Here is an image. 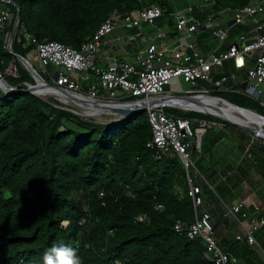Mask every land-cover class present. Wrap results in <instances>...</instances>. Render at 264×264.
Wrapping results in <instances>:
<instances>
[{"label":"trees","instance_id":"16d2710c","mask_svg":"<svg viewBox=\"0 0 264 264\" xmlns=\"http://www.w3.org/2000/svg\"><path fill=\"white\" fill-rule=\"evenodd\" d=\"M11 1L15 5L0 0V9L12 16L6 29L0 30V73L17 89L6 93L0 88V264H42L44 251L59 242L77 246L82 264H213L202 239L190 240L174 230L178 221L188 225L195 221L194 202L181 159H157L155 151L147 148L152 138L147 112L116 123H98L55 100L28 93L27 84L35 81L7 47L18 12L13 52L28 59L35 45L26 35L39 43L59 42L80 49L115 12L124 15L158 5L167 17L171 4L178 2L185 9L190 0ZM250 1L216 0L218 8L234 9ZM171 24L170 35L176 37V25ZM129 33L137 35L140 30ZM11 68L17 77L8 73ZM212 96L255 111L253 101L239 94L213 92ZM255 112L264 116L261 109ZM180 116L210 120L197 113ZM218 142L214 139L213 149L205 153L211 165L196 168L214 187L208 193L203 186L207 206L230 207L226 198L231 199L233 192L230 183L222 181L229 176L221 177L222 160H213L212 155ZM203 145L204 139L202 155ZM252 150L264 157V143L255 141ZM191 176L200 185L192 172ZM157 204L164 210H156ZM204 209L219 224L215 231L219 246L249 264L253 251L246 242L233 238L221 243L225 235L217 232L224 221L218 213L222 208ZM245 211L251 214L254 208ZM263 236L264 228L256 233L262 250Z\"/></svg>","mask_w":264,"mask_h":264},{"label":"built area","instance_id":"2783aa9c","mask_svg":"<svg viewBox=\"0 0 264 264\" xmlns=\"http://www.w3.org/2000/svg\"><path fill=\"white\" fill-rule=\"evenodd\" d=\"M202 1L205 8H210L208 12L203 11L202 22L196 18L192 21L185 18L187 14L197 16L201 12L200 6L189 5L173 16L178 38L169 41L168 28H158L154 36L144 38L146 43L133 62L112 61L108 53L107 65L102 66L98 64V58L104 48L114 45L111 36L116 31L140 29L144 25L154 26L157 20L164 18L166 11L158 5L124 15L113 13L80 49L59 42L39 43L31 39L30 35H26V39L35 45L32 52L34 60L48 77L51 76L54 86L58 87L57 91L67 98L71 97V105L85 103L91 109L102 108L106 103L124 105L129 97L136 98L134 104L146 109L152 128V138L147 143V148L155 151L157 159L178 156L186 169L189 195L193 198L195 207V221L190 225L176 222L175 232L190 240L202 239L206 257L213 264H242L238 257L226 253L219 246L213 216L204 209L208 204L203 186L196 184L191 176L192 172L196 179L203 178L196 168L192 154L198 157L202 154V139L208 131V121L185 118L168 113L167 109L197 112L171 104L170 101L177 100V95L195 99L191 101L200 98L212 100L213 92L239 94L253 101L260 99L264 94V0H251L246 6L235 9L218 8L216 0ZM11 20V14L0 9L1 31L6 29ZM253 21L254 27L246 34H232L234 27L245 23L249 25ZM204 31H212L214 38L221 42L217 49H208L206 44L200 46L199 34ZM125 37L131 45L136 43V36ZM232 37L238 40L224 48V44ZM10 40L11 34L7 38V47ZM228 62L232 63L234 71L248 70L247 79L238 83L239 76L236 73L215 79V69L224 67ZM49 66L54 67L52 72L48 70ZM8 73L17 77L14 68ZM181 80L189 83L192 88L184 91L178 86L172 92L168 91L169 86L179 85ZM229 82H233V85L229 86ZM261 106L264 109V102H261ZM261 117L264 120V116ZM204 181L210 186L205 179ZM200 208L202 213H198ZM227 208L232 216L241 215L243 219L239 222L242 234L237 235L236 239L251 247L261 248L256 233L264 228V208L248 200ZM252 208L254 212L251 214L245 211ZM156 210L163 211L164 206L157 204ZM243 222L247 224L244 225Z\"/></svg>","mask_w":264,"mask_h":264},{"label":"rangeland","instance_id":"374dc122","mask_svg":"<svg viewBox=\"0 0 264 264\" xmlns=\"http://www.w3.org/2000/svg\"><path fill=\"white\" fill-rule=\"evenodd\" d=\"M191 3H197V4H203L202 0H190ZM178 2L171 4L170 9L172 11L170 14L164 18L167 21L171 18L172 15H176L178 12L182 11L185 6L178 5ZM206 9H201V12ZM185 18L188 21H192L195 18V15L193 14H187ZM200 16H196V19H199ZM158 23V21H157ZM144 25L142 28H140V33L136 35L137 41L136 44L138 45L137 50L142 49V46L146 43L144 42V38H150L154 36L155 32L158 30V25ZM250 26H254V21L249 23ZM247 24L245 23L243 26H237L232 29L233 32L239 36L240 34H246L247 32ZM18 30V29H17ZM202 36L199 38V44L200 46H204L206 44L208 49H217L221 42L218 41L214 36L212 35V31H204L200 33L199 35ZM236 38H231L229 42H226L224 44V48H227L230 43H233L237 41ZM29 61L33 64L35 69L48 80L49 83L52 84V78L51 76L48 77L44 73V69L41 68L40 64L34 60V56L30 54L28 56ZM113 61L115 58H112ZM54 69L53 66H49L48 70L52 72ZM217 76H215V79H221L223 76H229L231 73H236L239 76L238 83L243 82L247 79L248 70H244L242 72L234 71L230 63H226L224 67L222 68H216L215 69ZM10 74V73H9ZM83 84V82H81ZM88 85V83H86ZM228 85H233V82H229ZM86 86V85H85ZM180 86L182 90L187 91L192 88V86L189 83L184 82V80L180 81V84H176L174 86H169L167 89L168 91L172 92V90L176 87ZM118 95L121 97L122 94L119 92ZM44 100H55L58 101L55 97H47L40 96ZM176 97H181L177 95ZM251 100V99H250ZM253 101V100H251ZM59 102V101H58ZM261 102H264V94L260 97V99L253 101L255 106L253 109L255 111L260 112V109L264 111L263 107L261 106ZM63 104V103H62ZM64 107L69 108L70 110H74L77 114H79L81 117L85 119H92L98 123H116L123 119V117L120 116H114L113 114H107L106 112L102 113L101 115H95V116H89V113L91 111L101 110L98 107L90 108L91 106H88V104H63ZM86 107L88 109H86ZM168 113L181 115L184 114L183 111L180 110H172L167 109ZM210 117V120H208V133L204 139V145H203V155L199 156L197 159L195 154H192V158L198 168L201 169V166H209L210 164V158L209 153L206 155V151L208 149H211V144L214 142V139L216 141H219L216 145V148L212 152L213 160L221 159L222 162L220 163V173L222 176L224 174H228L229 179L224 177L223 182H226L225 185L231 186L233 196L230 199L228 196L226 198V203H229L230 206L236 205L237 203L234 202L233 199L238 198L240 201L242 200H248L250 202L257 203L258 206L264 208V157L260 156L259 153H255L256 150H252L254 142L257 140L259 142L264 143L263 139L256 138L253 134L246 132L244 130H241L238 127L232 126L218 118ZM223 138V139H222ZM213 149V148H212ZM202 172V176L198 177L197 180L199 181L201 186H204V189L206 192L209 193V191H214L212 187L205 184V173ZM231 173V175H230ZM232 181V182H231ZM205 196V195H204ZM238 201V200H237ZM236 201V202H237ZM211 206V207H210ZM209 207L206 208H222L220 211H218L219 215L221 214L220 219H224L222 222L221 227L218 229V234H223L225 237L223 238L224 241L221 242L223 245L230 240H233L232 233H229V229L232 227L233 230L241 231V225L240 221L243 219H240V215H231L228 211V208L226 206L220 205H214V203H211ZM211 211V210H210ZM199 213H202V208L199 209ZM242 222V221H241ZM247 224V222H246ZM239 228V229H238ZM231 229V230H232ZM235 238V235H233ZM264 242V236L262 237V240L260 242ZM261 244V243H260ZM253 255L249 256V264H264V250H262L259 246H252ZM249 249L246 250L247 253H249Z\"/></svg>","mask_w":264,"mask_h":264},{"label":"bare ground","instance_id":"6f19581e","mask_svg":"<svg viewBox=\"0 0 264 264\" xmlns=\"http://www.w3.org/2000/svg\"><path fill=\"white\" fill-rule=\"evenodd\" d=\"M40 96L55 97L65 104H71V97H66L62 93L51 88H38L36 91ZM198 101V102H197ZM197 101L191 100H176L170 101L171 104L177 105L184 110L197 111L206 115L221 118L225 121L235 123L242 127L244 130L251 134H256L258 137L264 139V120L256 117L255 115L236 109L218 100H206L205 98H200ZM83 105V104H82ZM136 105H118L113 103H106L100 108L101 110L91 111L89 116L101 115L106 112L107 114H113L114 116L122 117L127 109L135 108ZM120 108L118 111L117 109ZM86 109H88L86 107ZM123 110V111H122ZM122 111V112H121ZM125 111V112H124ZM122 115V116H121ZM256 128L262 129L261 132L257 131Z\"/></svg>","mask_w":264,"mask_h":264},{"label":"water","instance_id":"95a60500","mask_svg":"<svg viewBox=\"0 0 264 264\" xmlns=\"http://www.w3.org/2000/svg\"><path fill=\"white\" fill-rule=\"evenodd\" d=\"M2 2L4 3H7V4H12V5H15V3L11 0H1ZM19 24H20V12L17 13V16H16V19H15V23H14V28H13V32L11 33V40L8 44V50L10 51L11 54H14L15 57L19 60V62L22 64V66L30 73V75L32 76V78L34 79L35 81V84L34 85H31V84H27V89L25 90L26 92L28 93H31L35 96H38L40 97V95L36 92L38 90V88H53L55 90L58 89V87L56 86H53V85H50L48 84L44 79L43 77L39 74V72L35 69V67L33 66V64L26 58L18 55V54H15L13 52V39H14V36L16 35L17 33V29L19 27ZM243 87H245V85H243ZM0 88L3 92H10V93H15L17 92V89L13 88L4 78V76L0 73ZM42 98V97H40ZM43 99V98H42ZM176 99L178 100H182V99H189V100H195L194 98H191V97H188V98H185V97H176ZM215 100H218L220 102H223L229 106H232L236 109H239V110H242V111H246V112H249L253 115H255L256 117L258 118H262L261 115L257 114L256 112L252 111V110H249V109H245V108H241V107H238L230 102H228L227 100L223 99V98H220V97H214ZM197 101V100H196ZM198 102V101H197ZM126 104L129 105H132L134 104V102H126ZM118 111L120 110V108L117 109ZM123 111V110H122ZM121 111V112H122ZM75 114H77L75 111H73ZM125 112V111H124ZM141 112H146V109L144 108H140L139 106L136 105L135 108H129L126 110V112L124 113V115L122 116L123 118L126 117V116H132V115H136L138 113H141ZM79 115V114H78ZM218 118V117H216ZM220 120H223L221 118H219ZM225 121V120H223ZM227 122L228 124L232 125V126H235V127H238L240 128L241 130H244L242 127H240L239 125L235 124V123H231V122H228V121H225ZM257 131L261 132L262 129L260 128H256ZM246 131V130H244ZM247 132V131H246ZM254 136L256 138H259V139H263V138H260L258 137V135L254 134ZM264 140V139H263ZM257 141V140H256ZM259 142V141H257ZM260 145H262L263 143L259 142ZM216 229H217V226H216Z\"/></svg>","mask_w":264,"mask_h":264},{"label":"clouds","instance_id":"9594fccd","mask_svg":"<svg viewBox=\"0 0 264 264\" xmlns=\"http://www.w3.org/2000/svg\"><path fill=\"white\" fill-rule=\"evenodd\" d=\"M184 10V9H183ZM167 13V12H166ZM165 13V14H166ZM173 16L174 15H172V21L174 22V24L176 25V23H175V21H174V19H173ZM166 16H164V18H165ZM164 18H162V19H164ZM159 20H161V19H159ZM159 20H157V21H159ZM157 21H156V23H157ZM156 23H155V25H156ZM135 29H138V28H135ZM124 30V37L125 36H129V35H133V36H136L135 34H131V33H129V31H131V30H126V29H120V31H123ZM99 31V30H98ZM169 31H170V28H169ZM116 32H119V30L118 31H116ZM115 32V33H116ZM169 34H171V32H168ZM178 33V32H177ZM17 34V33H16ZM16 36V35H15ZM178 36H179V34L176 36V37H172V39H176V38H178ZM112 38V37H111ZM118 38H122L121 36H118L116 39H118ZM127 38V37H126ZM137 38V37H136ZM128 39V38H127ZM171 39V40H172ZM137 41V40H136ZM170 41V40H169ZM14 42V41H13ZM129 42V41H128ZM145 45V44H144ZM144 45L142 46V48L144 47ZM111 48L113 47V46H110ZM110 47H107V48H104L103 49V51L105 50V49H109ZM127 48L128 49H137L138 48V45L135 43L134 45H131L130 43H129V45L127 46ZM106 50V52H108ZM124 50H126V49H124ZM142 49H140L137 53H140V51H141ZM105 52V51H104ZM109 53V56L111 55V53L110 52H108ZM108 55V54H107ZM116 59V58H115ZM29 60V59H28ZM118 62H120V61H118ZM40 74V73H39ZM41 75V74H40ZM42 76V75H41ZM43 77V76H42ZM43 79L45 80V78L43 77ZM46 82H47V80H45ZM48 84H50V85H53L54 86V84H53V82H52V84L51 83H49V82H47ZM181 97H183V96H181ZM215 96H213V98H214ZM130 98V97H129ZM134 98V97H133ZM221 98V97H220ZM135 100H133V101H126V102H136L137 100H136V98H134ZM58 102V101H57ZM126 102H125V104L124 105H126ZM58 103H60L62 106H63V108L64 109H68V110H70L69 108H66V107H64V105L63 104H65V103H63L62 104V102L61 101H59ZM66 105H69V104H66ZM135 105V104H134ZM72 110V109H71ZM74 111V110H73ZM189 113H197V114H201V115H203V116H210V115H206V114H203V113H200V112H189ZM184 114H187V113H185L184 112ZM112 115V114H111ZM211 117H214V116H211ZM216 118V117H215ZM202 119H205V120H207L208 121V119H206V118H202ZM219 119V118H218ZM223 121V120H222ZM209 122V121H208ZM225 122V121H224ZM227 123V122H226ZM208 132V131H207ZM207 134V133H206ZM206 136V135H205ZM204 136V137H205ZM203 140V139H202ZM202 155V154H201ZM206 184V183H205ZM215 229H216V227H215ZM217 230V229H216ZM42 264H82V260H81V257H80V255H79V248L77 247V246H74V245H72V244H69V243H64V242H59V243H54L51 247H49V248H47L45 251H44V254H43V257H42Z\"/></svg>","mask_w":264,"mask_h":264},{"label":"crops","instance_id":"0c3cea01","mask_svg":"<svg viewBox=\"0 0 264 264\" xmlns=\"http://www.w3.org/2000/svg\"><path fill=\"white\" fill-rule=\"evenodd\" d=\"M189 5H198V6H200L199 7L200 11H201V9H206V11L210 10V8H205V6H203L202 4L199 5L197 3H191V1H189ZM202 14H203V11L198 14L200 16V18L197 19L199 22H202V20L204 19V15H202ZM195 18H196V16H195ZM171 21H172V19H169L168 21L166 19L165 20L164 19L159 20L158 23H157V25L159 26L158 28H168L166 30H169V28L172 27ZM173 24H174V22H173ZM253 27L254 26L248 25L247 26V31H249ZM167 34H169L168 31H167ZM118 36L122 37L120 39V41L118 39H116ZM201 36H202V34H201ZM111 37L114 40V45H113L112 48L110 47L108 50L105 49L104 50L105 52L104 51L102 52V54L98 58V64L102 65V66L107 65L106 54H108V52L111 53L110 60H112V61H113L112 58H116L115 60L120 61V62H133L135 57H137V54H138L137 52L139 50H137V49H128L127 48V46L129 45V42H128V39L126 37H124V30L123 31L119 30V32L114 33ZM167 39L171 40L172 36L169 34ZM124 49H126V50H124ZM106 50L108 52H106ZM228 63H230L232 68H233L232 63L231 62H228ZM196 157H197V159L199 158L198 156H196ZM213 222L215 223V227L217 226V228H218L219 224H218L217 220L213 218ZM231 229H232V227L229 229V233H232V238H234L233 235H235V238H236L237 235L242 234V231H236V230H233V229L231 230ZM246 253H247L246 251L243 252V254H246ZM244 264H247V260L244 261Z\"/></svg>","mask_w":264,"mask_h":264}]
</instances>
